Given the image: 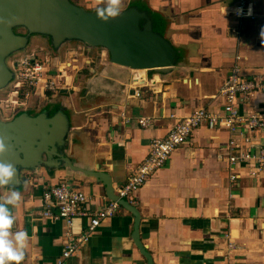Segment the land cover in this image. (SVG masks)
Masks as SVG:
<instances>
[{
	"label": "crops",
	"instance_id": "1",
	"mask_svg": "<svg viewBox=\"0 0 264 264\" xmlns=\"http://www.w3.org/2000/svg\"><path fill=\"white\" fill-rule=\"evenodd\" d=\"M248 1L255 17L240 19L234 13L239 0H144L161 15L179 64L161 82L153 84L151 78L140 97L134 93L137 86L127 94L119 85L124 70L106 61L89 64L90 76L61 101L71 118L67 155L81 169L40 166L18 190L23 199L14 213L16 227L30 236L23 264H55L64 249L66 224L42 214L46 188L68 180L99 207L109 200L106 185L86 171H105L116 193L146 159L151 141L168 134L176 122L172 114L180 118L200 107L222 110L221 89L235 63L243 76L264 81V0ZM100 72L103 80L93 82ZM43 105L31 111L48 106ZM238 105L243 113L264 112V90L240 96ZM146 117L151 126L141 124ZM242 132L253 147L264 145V128ZM241 135L236 134L240 145ZM232 136L225 127L202 123L137 191L139 234L153 264H264V175L242 172L237 184L231 183ZM8 194L1 189V195ZM135 221V214L121 206L65 264H148L134 241ZM87 225V218H77L73 230L83 233ZM227 233L239 246L229 257Z\"/></svg>",
	"mask_w": 264,
	"mask_h": 264
},
{
	"label": "water",
	"instance_id": "2",
	"mask_svg": "<svg viewBox=\"0 0 264 264\" xmlns=\"http://www.w3.org/2000/svg\"><path fill=\"white\" fill-rule=\"evenodd\" d=\"M160 20L161 15L146 3L135 1L122 9L118 17L104 22L97 17L96 9H87L72 0H0V90L8 88L16 76L9 58L23 51L35 34L48 36L55 47L68 40L81 41L89 50L103 47L110 58L107 63L124 70V79L119 85L127 94L133 86H146L151 78L153 84L158 81L156 77L161 82V77L177 69L179 60L178 50L161 28ZM18 28H25L27 32L17 33ZM107 69H103L104 74L109 73ZM95 70L91 71L95 74ZM50 104L38 113L24 109L11 119L0 116V137H7L6 144L10 145V151L0 156V162L16 167L13 187L17 190L40 166L81 169L67 155L71 131L69 110L63 102ZM86 172L104 182L109 199L119 201L135 214L134 241L148 264H153L139 234L138 208L127 199L119 198L105 171ZM1 189L8 190L0 188V195Z\"/></svg>",
	"mask_w": 264,
	"mask_h": 264
},
{
	"label": "built area",
	"instance_id": "3",
	"mask_svg": "<svg viewBox=\"0 0 264 264\" xmlns=\"http://www.w3.org/2000/svg\"><path fill=\"white\" fill-rule=\"evenodd\" d=\"M248 5V0H239L235 10L242 8L245 14L237 15L236 11H234L235 16L240 19L254 18V13L251 16L247 15ZM77 60L73 58L72 61H64V64L66 66L75 61L77 62ZM48 63L51 64L50 60ZM47 65L32 57L22 59L18 63L16 62L14 68L18 82L15 87L20 91L23 87L36 84V86L42 87L43 90H55L57 88L56 80L67 75L59 67L58 75L54 76ZM259 90H264V81L243 76L240 64L235 63L221 89L222 110L200 107L180 118L176 117V114H172L171 117L176 118L175 124L165 137L154 138L151 141L148 156L136 167L126 182L118 186L116 194L119 198H125L131 204H135L137 191L146 183L150 176L166 164L170 155L179 146L187 142L193 131L202 123H207L210 128L225 127L233 133L229 141L228 152L229 167L232 170L230 181L233 185L237 184L242 172H248L252 177L264 175V145L253 147L251 145L252 138L242 132L244 128L251 131L264 128V112L259 110L243 113L238 105L240 96L246 99L249 95ZM134 93L140 97L142 94L141 88H134ZM124 115L126 116L125 113H123ZM141 124L144 127L151 126L152 119L149 117L142 118ZM238 133L242 134V145L239 144L236 138ZM42 198L43 216L63 221L66 224L64 249L55 264H65L72 258L85 245L103 221L115 216L121 207L119 201L112 199H109L99 207H92L93 196L76 189L68 180H62L46 188L43 191ZM80 217L87 218L88 225L83 233L77 234L73 228L75 220ZM226 237L228 239V252L225 257H229L230 253L239 246L234 241L231 233H227ZM225 264L232 263L228 261Z\"/></svg>",
	"mask_w": 264,
	"mask_h": 264
},
{
	"label": "rangeland",
	"instance_id": "4",
	"mask_svg": "<svg viewBox=\"0 0 264 264\" xmlns=\"http://www.w3.org/2000/svg\"><path fill=\"white\" fill-rule=\"evenodd\" d=\"M78 5H81L87 9H96L101 6L98 0H72ZM145 3L144 0H122L121 10L126 8L131 2ZM17 30L25 31L24 28H18ZM103 47H94L89 50L87 45L81 41L68 40L63 42L59 47L51 45L48 36L35 34L31 37L29 45L23 50L9 58V63L15 66L16 62H20L22 59L33 58L37 61H42L44 64H48L49 70L52 75H58L59 66L63 69V73L67 76L58 78L57 88L55 90H43L42 87L27 86L20 89L15 87L18 82V77L15 76L14 80L10 83L8 88L0 90V116L2 119H11L13 116V109L19 106L20 110L34 109L38 103L48 105L50 100L61 102L76 93L75 87L80 85L83 78L90 76L88 67L90 65H98L101 61H109L108 53L104 52ZM59 57V64L56 61V57ZM76 58L77 62H73L69 65L64 64V61H72ZM50 60L51 64L48 63ZM108 72V70H106ZM93 76V75H92ZM101 78V79H99ZM96 77L92 81H102V77ZM76 85V86H75ZM42 86V84H41ZM65 97V98H64Z\"/></svg>",
	"mask_w": 264,
	"mask_h": 264
},
{
	"label": "clouds",
	"instance_id": "5",
	"mask_svg": "<svg viewBox=\"0 0 264 264\" xmlns=\"http://www.w3.org/2000/svg\"><path fill=\"white\" fill-rule=\"evenodd\" d=\"M101 5L96 8V15L104 22L121 14L122 0H98ZM237 15H244V10H235ZM253 14L250 5L247 15ZM261 43L264 44V27L260 30ZM7 137H0V156L10 151L6 144ZM17 177V169L12 163L0 162V188H8L7 196L0 195V264H23L29 246L28 231L16 227L15 211L20 207L22 194L13 185Z\"/></svg>",
	"mask_w": 264,
	"mask_h": 264
},
{
	"label": "flooded vegetation",
	"instance_id": "6",
	"mask_svg": "<svg viewBox=\"0 0 264 264\" xmlns=\"http://www.w3.org/2000/svg\"><path fill=\"white\" fill-rule=\"evenodd\" d=\"M24 29H25V28H24ZM16 32H17V33H26V32H27V29H25V31L16 30ZM53 57L55 58L56 56H53ZM57 59H59V57H56V60H57ZM43 106H45V104H44ZM29 110H34V109H32V108L30 109V108H29ZM19 111H20L19 106L15 107V108L13 109V111H12V112H13V113H12V114H13L12 118L15 117L16 114H17Z\"/></svg>",
	"mask_w": 264,
	"mask_h": 264
},
{
	"label": "bare ground",
	"instance_id": "7",
	"mask_svg": "<svg viewBox=\"0 0 264 264\" xmlns=\"http://www.w3.org/2000/svg\"><path fill=\"white\" fill-rule=\"evenodd\" d=\"M141 73H142V74H144L145 72L142 70V71H141ZM156 79H157V80H159V78H158V77H156Z\"/></svg>",
	"mask_w": 264,
	"mask_h": 264
}]
</instances>
